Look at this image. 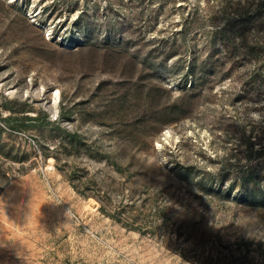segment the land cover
I'll return each mask as SVG.
<instances>
[{"label": "rangeland", "instance_id": "1", "mask_svg": "<svg viewBox=\"0 0 264 264\" xmlns=\"http://www.w3.org/2000/svg\"><path fill=\"white\" fill-rule=\"evenodd\" d=\"M75 1L0 0V264H242L241 239L264 243L253 212L184 189L185 209L172 205L164 220L129 199L133 190L140 199L165 184L185 187L171 167L237 169L247 138L264 126V107L233 102L222 92L229 83L216 84L141 151L132 141L143 138L125 123L152 102L183 97L182 64L160 61L157 75L138 80L113 54L123 49L76 48ZM162 89L165 98L155 99ZM74 133L95 158L76 153ZM189 197L207 225L197 233ZM258 262L264 252L244 264Z\"/></svg>", "mask_w": 264, "mask_h": 264}, {"label": "trees", "instance_id": "2", "mask_svg": "<svg viewBox=\"0 0 264 264\" xmlns=\"http://www.w3.org/2000/svg\"><path fill=\"white\" fill-rule=\"evenodd\" d=\"M81 2L85 7L79 9ZM72 11L79 12L76 25L81 39L78 38L76 48L123 49V54H113L118 63L130 62L132 78L143 80L157 75L159 62L174 57L182 64L183 97L152 104L150 89L147 98L155 106L125 123V130H133L143 138L142 142L132 141L141 151L165 126L187 115L195 101L214 93L216 84L229 83L222 92L234 95L233 102L264 107V0H76ZM91 13L99 19L90 21ZM148 32L157 34L148 38ZM131 47L138 49L130 52ZM113 54L109 55L115 57ZM162 92L163 95L157 92L155 99L165 98V89ZM114 131L123 133L121 128ZM257 131L256 136L247 138V154L238 161L237 169L213 172L195 165L171 167L168 172L185 187L165 184L154 196L149 190L142 192L146 196L140 199L137 190H133L130 204L136 206L140 202L155 218L165 220L172 205L174 212L181 215L179 210L186 207L184 189H189V194L205 197L206 203L219 200L253 212L264 224V126ZM69 136L77 147L76 153L86 149V154L95 158L94 150L87 143L82 144L79 134ZM117 169L124 171L122 164H117ZM159 172V176H164L162 169ZM187 200L193 208L189 212L190 227L197 233L207 225L195 199ZM179 228L183 230L184 226ZM261 249L264 252L262 241L254 243L246 238L236 248L243 254L242 264L251 254L253 258L261 256Z\"/></svg>", "mask_w": 264, "mask_h": 264}]
</instances>
